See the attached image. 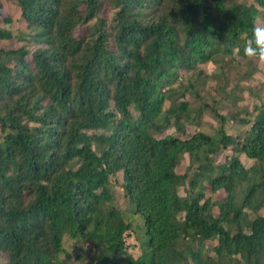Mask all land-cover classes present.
<instances>
[{"label": "trees", "instance_id": "obj_1", "mask_svg": "<svg viewBox=\"0 0 264 264\" xmlns=\"http://www.w3.org/2000/svg\"><path fill=\"white\" fill-rule=\"evenodd\" d=\"M7 1L25 29H0L23 42L0 51V264H65L66 235L94 246L96 264H264V101L230 114L246 127L235 136L207 101L215 134L187 133L184 99L203 98L201 65L246 57L264 0ZM222 147L235 154L221 163ZM119 173L143 218L138 256Z\"/></svg>", "mask_w": 264, "mask_h": 264}, {"label": "rangeland", "instance_id": "obj_2", "mask_svg": "<svg viewBox=\"0 0 264 264\" xmlns=\"http://www.w3.org/2000/svg\"><path fill=\"white\" fill-rule=\"evenodd\" d=\"M0 2L2 3V7L0 8V29H7L17 36L18 30L25 29V23L20 18V9L13 2L7 0H0ZM103 14L111 16L112 10L106 8ZM8 18H11V21H6ZM259 24H264V20L260 21ZM82 32L80 29L77 31L78 34H82ZM22 44L23 42L16 37L0 38V51L17 48ZM201 66L211 76L207 78L204 87L201 88L200 94L203 96L202 99L192 93H187L184 98L191 102L190 121H186L187 133L191 134L195 131H203L210 135L215 134L220 125V119L214 114L212 107H207L201 112L198 111L202 102L207 101L210 106L216 107L220 113L227 116L225 128L229 134L235 136L242 135L246 127L230 117V114L237 113L240 117H245L246 109L255 114V106L264 101V62L255 58L250 59L238 56L237 61L234 62H208ZM177 85L179 83L175 84V86ZM177 95L179 94L176 93ZM169 104L170 100H167L164 108L168 107ZM165 134L180 135L175 127L167 129ZM180 136L185 137L184 134ZM232 148L222 147L216 159L221 163L229 160L230 156L235 154ZM240 158L246 166L254 163V160L248 158L245 154H241ZM189 163L190 157L188 154H185L184 159L178 167V172H186ZM111 187L115 194V206L121 209L126 218L133 223V232L128 231L130 233L126 236L128 252L134 256H138L141 253L139 237L142 236L143 231L138 228L136 230L135 227L137 225L142 226L143 218L141 215L134 213V205L130 204L125 196L121 173L111 177ZM189 187V182H185L184 185L180 186L179 193L186 195ZM225 194L223 190H219L215 193L208 192L207 196H211L213 201H215L222 198ZM214 210L217 211V207H214ZM261 213H264V207L261 209ZM207 244L211 246L212 241H207ZM97 254L98 251L91 244L86 243L82 239L66 235L60 259L65 264H96ZM118 256V258H122V262L127 263L123 259L124 254H119Z\"/></svg>", "mask_w": 264, "mask_h": 264}, {"label": "clouds", "instance_id": "obj_3", "mask_svg": "<svg viewBox=\"0 0 264 264\" xmlns=\"http://www.w3.org/2000/svg\"><path fill=\"white\" fill-rule=\"evenodd\" d=\"M239 53V48L235 49ZM244 55L250 59L264 62V24H256L252 30V39H249L243 49Z\"/></svg>", "mask_w": 264, "mask_h": 264}]
</instances>
